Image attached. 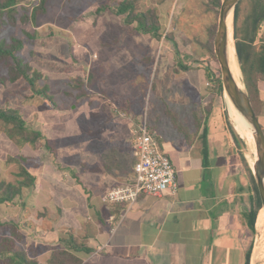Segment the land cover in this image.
I'll list each match as a JSON object with an SVG mask.
<instances>
[{
	"label": "crops",
	"instance_id": "crops-1",
	"mask_svg": "<svg viewBox=\"0 0 264 264\" xmlns=\"http://www.w3.org/2000/svg\"><path fill=\"white\" fill-rule=\"evenodd\" d=\"M187 59L182 65L188 68L180 71L188 75L199 109L169 110V119L157 111L150 118L151 130L176 168V193L142 194L131 205L103 202L108 190L134 179L133 129L142 119L132 112L101 110L106 122L95 119L88 137L70 141V152L61 145L57 150L46 146L51 153L43 144L39 150V170H30L35 185L22 199L26 206H15L18 218L7 220L20 226L32 221L33 228H21L24 238L35 233L32 243L39 247L29 258L47 264L53 248L74 251L76 246L81 264L247 263L256 236L245 215L254 196L248 165L227 125L222 99L208 88L205 67ZM260 89L264 126V80ZM209 105L212 109L205 110ZM80 130L76 125L75 135ZM4 205L11 209L14 204Z\"/></svg>",
	"mask_w": 264,
	"mask_h": 264
},
{
	"label": "rangeland",
	"instance_id": "rangeland-1",
	"mask_svg": "<svg viewBox=\"0 0 264 264\" xmlns=\"http://www.w3.org/2000/svg\"><path fill=\"white\" fill-rule=\"evenodd\" d=\"M131 1L137 12L153 11L157 15L160 40L138 30L137 23L128 24L126 16L118 14L116 0H48L46 12L39 14L36 22L22 21V9L15 25L0 22V41L23 40L17 54L41 74L37 90H46L52 98L50 101L35 93L24 79L6 80L0 85V109H19L27 120V128L43 134L38 146L20 143L0 123V174L4 180L14 183L23 180L20 176L23 166L38 171L37 156L42 144L51 153L45 145L46 138L53 149L61 145L70 152V141L88 137V128L95 119L101 124L106 122L101 110L132 112L140 119L146 117L150 124L153 112L160 111L169 119V110L199 109L197 98L189 89L188 75L180 71L187 56L204 67L203 60H209L214 73L222 77L218 59L200 45L207 41L211 28L216 25L218 29L219 22V14L203 0ZM38 2L22 0L20 5L31 8ZM120 62H128L129 67H119ZM5 73L7 67L2 70ZM222 101L235 129L226 94ZM118 115L114 113V118ZM76 125L81 127L78 136ZM240 132L239 135L236 131L243 142L239 147L251 165L250 150L242 129ZM12 204L11 209L0 207V216L5 221L18 218L19 208L26 206L22 199ZM34 217L38 219L41 215L34 213ZM31 222L27 219L22 226L33 228ZM6 233L4 230L0 234V240ZM30 234L18 246L33 255L39 247L32 243L31 236L36 237L35 233ZM257 237L258 231L250 264H264V257L258 261L254 258Z\"/></svg>",
	"mask_w": 264,
	"mask_h": 264
},
{
	"label": "trees",
	"instance_id": "trees-1",
	"mask_svg": "<svg viewBox=\"0 0 264 264\" xmlns=\"http://www.w3.org/2000/svg\"><path fill=\"white\" fill-rule=\"evenodd\" d=\"M203 1L209 9L215 11L217 14L220 13L222 0ZM21 2L22 0H0V22L15 25L20 9L23 11L21 16L22 21L25 23L29 21L36 22L38 15L45 13L47 10L48 0H39L38 4L31 6V8L25 5L21 6ZM116 2L118 14L125 15L128 24L137 23L138 30L150 34L158 40L161 39L160 21L153 11L137 12L131 0H116ZM233 28L235 46L243 80L260 121V116L262 115V110H260V105L262 104L260 82L264 80V0H240L234 10ZM217 30V26L215 25L209 31L207 41L201 42L200 44L216 60L214 43ZM22 47L23 40L21 39L13 38L10 43L4 40L0 41V85L5 83L6 80L14 82L24 79L35 90V93L43 94L51 101L52 98L47 94L46 90L41 91L36 88V83L41 74L33 71L32 67L18 56L17 53ZM203 63L206 65L204 69L210 83L208 86L209 89L213 94L223 99L225 93L221 75L214 73L211 66H209V60H203ZM4 67H7V73L2 74ZM180 67L182 69L188 68L186 65H181ZM211 109L212 107L209 105L205 110ZM225 119L240 149V138L226 113ZM0 123L4 125L7 134L12 138H17L20 143H29L33 146H38L39 141L43 137L41 131L27 128V120L19 109H0ZM46 146L49 148L52 147L48 138H46ZM240 154L247 162L249 175L254 188L251 209L245 214L246 222L251 234L256 235V224L262 209V204L250 164L243 156L241 150ZM20 176L23 177V180L14 183L4 180L0 174V205L14 203L23 199L25 189L32 188L35 185V175L24 166L20 169ZM4 230H7V233L0 240V264H39L38 261L29 258L28 254L18 246V243L24 238V233L18 223L5 221L0 217V234ZM253 245H251L247 252L246 264H250ZM73 247L75 248L74 251L62 247L54 248L47 264H81V258L75 254L78 250H76V246ZM86 251L89 253L91 249L87 248Z\"/></svg>",
	"mask_w": 264,
	"mask_h": 264
},
{
	"label": "built area",
	"instance_id": "built-area-1",
	"mask_svg": "<svg viewBox=\"0 0 264 264\" xmlns=\"http://www.w3.org/2000/svg\"><path fill=\"white\" fill-rule=\"evenodd\" d=\"M133 134L136 157L134 179L131 184L108 190L102 198L105 203L131 205L142 194L159 196L166 191H177L176 168L171 158L161 149L146 117L133 129Z\"/></svg>",
	"mask_w": 264,
	"mask_h": 264
},
{
	"label": "water",
	"instance_id": "water-1",
	"mask_svg": "<svg viewBox=\"0 0 264 264\" xmlns=\"http://www.w3.org/2000/svg\"><path fill=\"white\" fill-rule=\"evenodd\" d=\"M239 1L240 0H222L214 47L217 59L221 66V79L224 93H227L236 110L248 121L255 138L257 159L254 165H250V167L255 177L256 185L261 199L262 209L264 210V129L255 112L247 88L246 90H242L241 88H239L237 82L234 79L227 54V19L229 14L231 13H233L234 19V10ZM240 145L243 146L241 138Z\"/></svg>",
	"mask_w": 264,
	"mask_h": 264
},
{
	"label": "bare ground",
	"instance_id": "bare-ground-1",
	"mask_svg": "<svg viewBox=\"0 0 264 264\" xmlns=\"http://www.w3.org/2000/svg\"><path fill=\"white\" fill-rule=\"evenodd\" d=\"M233 13L229 14L228 19H227V24H228V46H227V54H228V59L230 63V68L233 73L234 79L237 82L239 88L242 90H246V86L243 80V75L241 71V67L239 64V59L237 55V50L235 46V40H234V28H233ZM226 94L228 103L231 110L229 109L228 106V112L229 115L234 123L235 129L240 135V131L242 129V133H244V138H245V143L248 147V150H250V163L253 166L256 159H257V150H256V143H255V138L251 130V126L248 123V121L236 110L234 105L232 104L229 96ZM239 128L238 127V125ZM259 223H258V228H259V233L258 237L256 240V246H255V252H254V258L256 261L261 260L264 257V210L262 209L259 213L258 216Z\"/></svg>",
	"mask_w": 264,
	"mask_h": 264
}]
</instances>
